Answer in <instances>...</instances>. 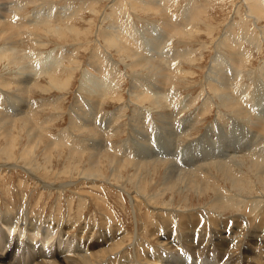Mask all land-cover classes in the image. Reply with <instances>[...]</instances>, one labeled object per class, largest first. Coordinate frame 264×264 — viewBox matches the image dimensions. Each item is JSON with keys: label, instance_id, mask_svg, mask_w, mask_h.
Instances as JSON below:
<instances>
[{"label": "rangeland", "instance_id": "1", "mask_svg": "<svg viewBox=\"0 0 264 264\" xmlns=\"http://www.w3.org/2000/svg\"><path fill=\"white\" fill-rule=\"evenodd\" d=\"M0 12V32L10 34L0 43V214H20L27 208L31 217L68 225L82 244L95 239L104 242L102 247L128 229L132 241L125 245L133 253L130 244L145 213L158 229L176 224L174 217H161L166 211L224 217L249 210L251 201L264 211V173L245 151L227 159L228 169L218 163L194 166L187 184L163 177L164 166L175 155L167 149L176 143L163 133L167 128L176 131L189 114L192 127L176 143L181 161L191 151L184 148L183 154L181 142L198 137L206 126L212 127L211 135L221 123L231 139L234 134L243 137L245 129L234 127L233 104L255 111L249 97L264 76V0H0ZM147 73L158 78L160 89L152 96L156 101L139 96L144 90L137 74ZM22 74L32 82H21L17 76ZM215 91L225 106H219ZM18 107L23 113L10 111ZM158 110L171 111L176 122L167 125L162 115L154 121ZM159 131L156 143L138 135L155 137ZM137 140L155 147L156 155L138 159ZM50 143L57 149L51 150ZM254 148L261 152L264 140ZM26 167L48 175L29 173ZM96 172L100 176L92 182ZM65 183H78L77 191L84 194L64 190ZM263 215L255 231L219 236L227 243L221 246L219 264L264 261ZM154 237L156 247L160 236ZM186 260L184 264H193Z\"/></svg>", "mask_w": 264, "mask_h": 264}, {"label": "bare ground", "instance_id": "2", "mask_svg": "<svg viewBox=\"0 0 264 264\" xmlns=\"http://www.w3.org/2000/svg\"><path fill=\"white\" fill-rule=\"evenodd\" d=\"M21 1L33 2V1H37V0H21ZM38 1L43 2V0H38ZM5 8L8 9V7H5ZM7 12L5 14H3V13L2 14L7 17L9 15ZM0 18H2V17H0ZM3 23H5V22H3ZM161 30L164 31L163 29H161ZM171 31H172V27L169 26L168 30H167V34H168V32H171ZM0 33H1L0 34V43L4 42V40L9 39V35H10L9 31L0 32ZM53 34H55V33H53ZM11 42L13 43V41H11ZM148 71L151 72L150 70H148ZM17 77H19L21 79V82L23 81L25 83H28L31 81L30 80L31 78L27 75L23 76V74H22V75L17 76ZM263 77L260 76V78H259V81H260L259 87L256 86L254 91L252 90L253 92L251 93L250 97L248 95L250 102L255 103V105H256L255 109H254L255 110L254 113L251 110L253 115L250 114L251 112L249 113L243 107V105H241V104L239 105V102L234 103L233 104L234 106L232 105L233 109H234L233 113H234V115H236V116L233 115L234 118L232 117L234 119V127L239 126V127L245 129L243 137L241 136V134L240 135L234 134V138H232L234 140H232L231 135L227 136L226 132H224V130L222 128V124L221 123L217 124V122H216L215 124H217V126H219V129H217L215 132H213V134L215 133V136H213V134L211 135L212 127L206 126L204 132L201 133L198 137L190 139L185 143L182 141L183 144L181 142V145L183 146V150H184V148L187 151H188V149L191 150L190 151L191 154L190 153L187 154V152L185 154L186 156L188 155L187 161L190 162L189 166L187 165L189 168L188 170L185 167V165L187 164V161H181V160H179V158H177L178 155L181 153V151L176 146L177 145L176 143L180 144L181 137H182L184 130L189 126L192 127L193 123H191V121H192L191 120L192 118L190 116L191 114H189L187 117H185V119H183L182 125L179 126L176 131H174L173 128H172V130H169V128H167L168 130H166L162 126L166 130V131H164L163 134H165V132H167V134H168L167 136L170 137L174 141V143L176 142L175 147H170V149H167V150L173 151L175 155L170 157V159H168V162L164 159L162 161V163L167 162V164H168V165L164 166L163 177L165 179H171L173 181H175L174 179H176V180L179 179V180H181L182 183L187 184L186 183V180H187L186 177L189 176L190 174L194 173V171H196L194 169V166L196 167L197 165H200V164L203 165L205 163H206V165L212 164V163H218V164H220V167L227 168V166H228L227 161L233 160L234 157L241 155V153L243 151H245L246 155L254 157V159L252 158L253 165L256 166L260 172L264 173V149L261 150V152L259 151L260 149H258V152L254 151L255 150V148H254L255 143H257L258 140L259 141L264 140V78ZM136 80L139 81L137 83H139L142 86L141 87L142 90H144V92L141 90L142 93H140V95H139L141 97L140 99H147V100H152V101L155 100L154 98H152V96L155 97L157 94V90L160 89L159 84L157 83V81H158L157 76L156 75L153 76L152 74H149V73L140 74V75L137 74ZM165 80H168L167 76L165 77ZM28 84L26 87H28ZM21 86L24 87L25 84H23ZM254 86H255V84H254ZM24 88L22 90H24ZM148 90H149V92L147 93ZM219 90H220V88H219ZM215 92L217 94L219 106H223V105L225 106L226 103L225 104L223 103L224 98H222V96L219 95V91H215ZM245 98H246V100H248L247 97H245ZM87 100H85V101H87ZM260 102H261V104H260ZM250 105H252V104L250 103ZM252 106H254V105H252ZM252 106H251V108H252ZM256 107H257V109H256ZM236 108H238V109H236ZM18 109H20V110L18 111ZM18 109L17 110L10 109V111L11 112L13 111V113L15 115H17L18 113H23V112H20V111H23L21 108L18 107ZM249 109H250V107H249ZM241 111L244 113L243 115H242ZM15 112H17V113H15ZM166 112L158 110L157 111L158 116L156 115L157 117L154 118V121L159 120L161 118L160 116L162 115V116H164L165 119H163V120H165L167 122V125L172 124L174 121L176 122L175 114H173L171 111H169L167 113ZM8 126H9V124H8ZM173 126L174 125H172V127ZM9 130H10V128H9ZM161 130H162V128H161ZM7 132L10 133L11 131H7ZM141 132H142V130H141ZM138 135L142 139H145L149 142L152 141V143H156L158 140H160L161 134L159 131V132H157L155 137H153V136L148 137V136H145L141 133H138ZM164 136H166V135H164ZM240 136H241L240 140H236ZM8 137H10V136H8V135H7V137L5 136V138H8ZM228 137L230 139L229 140L230 142L228 144H225L224 142L228 140ZM245 137H248V139H245ZM249 137H250V139H249ZM224 139H226V140H224ZM9 140H11V139H9ZM92 140H91V142H92ZM38 141H40V140H38ZM139 141H138V146L140 147L141 152L138 153V159L140 157H146V158L152 159L156 155V153L153 152L155 147H152L149 143L147 145H145L144 143H142L141 141L139 142ZM252 141H254L252 143L254 146H253V148H250L251 145L249 146V144ZM11 142H13V140ZM234 142H236V143H234ZM6 143H7V141H6ZM38 145H40V144H38ZM261 145L263 146V144H261ZM31 146H33V145H31ZM49 146H50L51 150L57 149V147H54L52 143H50ZM143 146L145 147V149L144 148L142 149ZM229 146L231 148H228ZM4 147H7V146L4 145L2 148L4 149ZM9 148L12 150L11 147H9ZM197 148L200 149V151H196ZM235 148H237L238 150H236ZM230 149H233V150H230ZM185 150H184L183 154L185 153ZM124 153H126V152H124ZM6 154H8V153H6ZM185 155H182L181 157L183 158ZM195 155H198L200 157L197 156V158H195L193 160V156L195 157ZM111 161L113 162V160H111ZM116 161H118V160H116ZM91 163H95V162H91ZM183 163H186V164H183ZM139 164L140 163L135 162V165H139ZM4 165H7V164H3L2 166H4ZM0 168H1V166H0ZM179 169L180 170L183 169V170H185V172L183 171L184 172L183 174H182V172L178 173V171H180ZM25 170L30 171L29 173H31L33 171H37L35 168H28V167H26ZM37 172H38V174H40L43 177H46V175H48L46 173V171L45 172L44 171H37ZM98 176H100V174L98 172H96L90 178V180L92 182H94L95 180H98ZM140 177H142V176H140ZM82 178H88V174L87 175L84 174V176H82ZM198 180L200 182L203 179L201 180L198 178ZM40 181L42 183H44V186H45V184L51 185V183H48L45 180H40ZM68 182H70V181H68ZM178 183H179V181H178ZM53 184H55V183H53ZM70 184H71V182H70ZM70 184H68V185H70ZM77 184L78 183L73 184V186H67V184L65 183V184H62V186H65L63 188L64 190L71 189L72 192L77 193V195L78 194L83 195L84 193L77 191V189L79 190V188H77ZM201 184H203V182L197 184L196 186L199 187ZM145 187L146 186H142L140 188H142L144 191ZM207 191H209V190H207ZM254 198L263 199V197H254ZM130 200H131L133 206L134 205L137 206V202H136L135 197L130 196ZM93 201H95V200H93ZM262 201H264V199ZM252 202H254V201L249 202L250 203L248 205V206H250L249 210L246 211L245 209H242V211H238V213H236L234 215L224 216V217H233V221H232V219L219 217V216H223V215H221V213L220 214H216V213L215 214H204V213L192 212L189 214H182V213L175 212L174 215H171L172 213L166 211V213H162L161 217L163 216L165 218L164 220L171 218V217H174L176 224L174 226H168V227H164V228L161 227V228L157 229L155 226L153 227L152 222L150 221V218L152 217L151 215H148V213L140 215V219L142 221V224L140 226L141 230L139 231L138 236L134 237L132 244H130V245H132L133 253H130V251L127 248L128 245H125L126 241H128V240H129V242L132 241V237L128 235L129 234L128 229H127L126 235L124 233V234L120 235V237L119 236L116 237L118 239L115 242H113L112 244H110V245L107 244L106 246L102 247L101 244H103L104 242L101 243L102 241L100 242V241L95 240V239H91L88 242H87V240H85V243L82 244L78 240L77 235L74 234L72 228L71 229L68 228L69 227L68 225L66 227L65 224H60V223H58V221L54 222L53 220H51L49 218L31 217L30 216V210L27 208H23L21 210L20 214L18 213L19 211L17 212L18 214L14 213L15 215H12V213L11 214H9V213L4 214V212H3V214H0V264H184V262L186 260L185 258H187V260H186L187 263H189L190 259H192L193 264H198L200 261H203L205 264H219V258H222V256L224 255V250L222 251L221 246L223 244H227V243H224V241H222L219 238L220 235H222V234H225V235L226 234H228V235L236 234L237 236H239L243 233L244 230L245 231L247 230L250 232H251V230L255 231L256 229L259 228L260 223H262V220H259L260 219L259 217L261 214H264V211L257 210V208H256L257 204H255V206H254L252 204ZM100 207L102 209V206H100ZM17 209H19V208H17ZM11 212H13V211H11ZM1 213H2V211H1ZM186 213H188V212H186ZM102 214H105V216L106 215H112L111 213H102ZM213 215H215V216H213ZM217 215H219V216H217ZM211 216H213V217H211ZM262 217H264V215ZM234 218H235V220H234ZM258 220L260 221L259 224H258ZM231 222H233L234 224L231 225ZM100 223H102V222H100ZM213 223H215V225L216 224L219 225L218 226L219 229L218 228L216 230L212 229L211 224H213ZM260 226H262V225H260ZM216 231H218L217 233H219V235L216 234ZM114 233L115 232H113V234ZM260 234H262V232ZM154 235L160 236V244L156 247H154L155 245L154 246L152 245L153 243H155V241L157 239V238L155 239ZM257 236H259V235H257ZM211 239H212V241H211ZM158 240H159V238H158ZM172 241H174V242H172ZM233 246L234 245H231L232 248H233ZM202 247H205L206 249H204ZM210 257H211V259H210ZM254 263L258 264L256 262H254ZM225 264H230V263H225ZM237 264H240V261H237ZM242 264H249V262H247L245 259ZM259 264H264V261L260 262Z\"/></svg>", "mask_w": 264, "mask_h": 264}]
</instances>
